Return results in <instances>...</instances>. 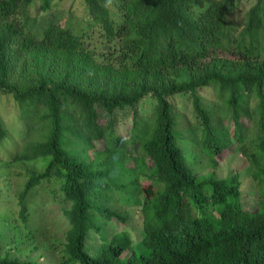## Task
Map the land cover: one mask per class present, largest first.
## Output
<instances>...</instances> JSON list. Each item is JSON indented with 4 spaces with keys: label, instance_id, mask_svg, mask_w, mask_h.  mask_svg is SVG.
I'll return each instance as SVG.
<instances>
[{
    "label": "trees",
    "instance_id": "obj_1",
    "mask_svg": "<svg viewBox=\"0 0 264 264\" xmlns=\"http://www.w3.org/2000/svg\"><path fill=\"white\" fill-rule=\"evenodd\" d=\"M51 1L0 0V98H12L19 125L0 115V148L13 135L23 146L9 160H45L20 192V220L28 194L56 176L51 191L70 204L57 264H264V0L242 14L241 0H82L106 40L98 53L58 22L29 27L30 7ZM184 94L196 124L180 119ZM145 97L153 107L139 113ZM122 110H132L126 135ZM233 143L256 188L251 205L239 173L196 172ZM131 205L136 239L121 227ZM113 224L121 230L104 231ZM7 241L0 233V264H38L2 255Z\"/></svg>",
    "mask_w": 264,
    "mask_h": 264
},
{
    "label": "rangeland",
    "instance_id": "obj_2",
    "mask_svg": "<svg viewBox=\"0 0 264 264\" xmlns=\"http://www.w3.org/2000/svg\"><path fill=\"white\" fill-rule=\"evenodd\" d=\"M254 2L255 0H241L240 13H244ZM29 15L32 23V26L29 27L32 29H41L55 21L81 35L85 41L84 44L91 51L98 53L106 49L104 44L106 40L100 33L99 27L84 18L86 13L82 0H52L47 11H42L34 3L29 9ZM199 95L204 107L212 112L215 118L214 112L217 104L213 91L202 88L199 90ZM255 100H251L252 106H254ZM174 101L179 107H187L181 111L180 119L184 121V115L185 117L187 115L191 123L196 124L197 121L191 109V97L184 94V96L174 97ZM152 107L153 100L150 97H145L139 103L138 111L143 113L150 111ZM14 108L12 98L6 96L0 98V115L7 129L19 127L18 120L14 115ZM131 116L132 110L119 112L120 119H124L118 125L119 134L126 135L128 133L131 126ZM19 124L22 125L21 122ZM17 140L18 138L11 135L10 140L5 145L6 149L0 148V233L9 239L7 241L9 243H4L1 254L11 251L21 260H33L38 264H57L60 261V251L65 241V232L69 226L64 209L69 208L70 204L62 202V197L51 191L56 188V185L58 186L57 177L54 176L51 181L41 183L35 195L28 194L25 198L29 209L27 220H20V192L32 171L40 172L43 170L45 160L39 158L17 162L9 160L10 154L22 149L23 144L17 145ZM92 156L95 155L92 153ZM203 161L205 162L200 165L199 169H196L198 174L206 175L214 170L217 177L223 178L230 174L239 173L245 202L251 205L250 201L256 193V188L250 177L246 156L237 150L235 143L228 146L216 168L212 169L205 158ZM126 210L129 213V220L120 226L128 230L134 239L140 238L142 236V219L139 214V207L131 205ZM115 225L117 224H113V227L106 225L104 231L112 234V229L121 230ZM99 241V236L90 231L89 242L94 245L92 250H95ZM17 246L18 248H16Z\"/></svg>",
    "mask_w": 264,
    "mask_h": 264
}]
</instances>
